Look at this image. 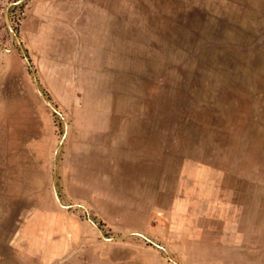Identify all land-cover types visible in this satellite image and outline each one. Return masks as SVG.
Returning a JSON list of instances; mask_svg holds the SVG:
<instances>
[{
  "label": "rangeland",
  "instance_id": "obj_1",
  "mask_svg": "<svg viewBox=\"0 0 264 264\" xmlns=\"http://www.w3.org/2000/svg\"><path fill=\"white\" fill-rule=\"evenodd\" d=\"M8 1H16L7 14L20 41L31 0H0V264H74L78 248L58 253L57 233L33 214L54 205L86 219L81 207H62L53 197L51 157L64 125L39 99L33 66L10 39L2 18ZM110 4L117 2L85 0V106L110 127L107 147H118L120 137L137 139L139 148L146 140L144 150L169 158L171 181L185 160L201 173L202 190L229 204L241 234L230 243H204V250L222 246L229 264H264V0H121L115 10ZM37 84L67 126L56 154L57 195L64 205L85 206L63 201L57 176L73 99L52 98ZM87 215L103 235H118Z\"/></svg>",
  "mask_w": 264,
  "mask_h": 264
},
{
  "label": "crops",
  "instance_id": "obj_2",
  "mask_svg": "<svg viewBox=\"0 0 264 264\" xmlns=\"http://www.w3.org/2000/svg\"><path fill=\"white\" fill-rule=\"evenodd\" d=\"M112 2L117 4L108 9L121 8V0ZM26 4L19 38L37 81L50 97H71L74 104L57 165L61 198L84 204L111 233H142L166 250L135 235L105 240L86 219L54 205L35 210L44 229H50L51 236L57 233L52 240L58 253L77 247L71 254L74 264H171L169 255L179 264H229L230 255L222 246L206 251L204 243H230L241 234L234 228L229 204L219 203L216 192L202 190L199 171L186 168L184 160L171 181L165 167L169 158L144 150L146 140L139 148L137 139L120 137L118 147H107L104 130L110 127L103 129L94 121L91 104L85 106V0ZM45 230L43 238L48 236ZM240 255L244 258V252Z\"/></svg>",
  "mask_w": 264,
  "mask_h": 264
},
{
  "label": "water",
  "instance_id": "obj_3",
  "mask_svg": "<svg viewBox=\"0 0 264 264\" xmlns=\"http://www.w3.org/2000/svg\"><path fill=\"white\" fill-rule=\"evenodd\" d=\"M17 1H21V0H17ZM16 2V1H15ZM15 2H7L6 5L4 6L3 8V13H2V18H3V21H4V24L6 26V29L9 33V36H10V39L11 40H14V42L17 44V47L19 48V50L21 51L22 55H23V58H24V61L25 63L29 66L30 65V61L29 59L24 55V52H23V49L21 47V44H20V41L16 35V33L14 32L9 20H8V8L11 4L15 3ZM33 83H34V86H35V91H36V94L38 95L39 99L53 112L55 113L56 115L59 116V118L61 119V121L63 122V125H64V129H63V133H62V136L61 138L59 139L58 143H56V145L54 146V150H53V153H52V157H51V177H50V186H51V191H52V194H53V197L55 199V201L62 207H68V206H78V207H81L83 209V211L86 213V220L90 223L91 226H93L96 231L99 233V235L101 236V238L105 239V240H117V239H121L123 237H127L129 235H135V236H138V237H141L142 239H145L146 241L150 242L151 244H153L154 246L160 248L161 250H163L165 253H166V250L161 247L159 244L155 243L154 241H152L151 239H149L148 237H146L144 234L142 233H138V232H132V233H124V234H120V235H115V236H105L103 235L100 227L87 215V209L85 206L83 205H80V204H75V205H64L61 203L58 195H57V191H56V188H55V177H56V154L59 150V146L61 144V142L63 141V138L65 136V133H66V129H67V126H66V123H65V120L63 118V116L61 115V113L52 105V103L43 95L42 91L40 90L38 84H37V80L36 78L33 76ZM175 263V262H174ZM175 264H179V263H175Z\"/></svg>",
  "mask_w": 264,
  "mask_h": 264
}]
</instances>
